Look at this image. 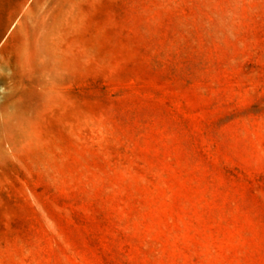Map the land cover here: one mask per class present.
Listing matches in <instances>:
<instances>
[{
    "label": "rangeland",
    "instance_id": "1",
    "mask_svg": "<svg viewBox=\"0 0 264 264\" xmlns=\"http://www.w3.org/2000/svg\"><path fill=\"white\" fill-rule=\"evenodd\" d=\"M0 264H264V0H0Z\"/></svg>",
    "mask_w": 264,
    "mask_h": 264
}]
</instances>
